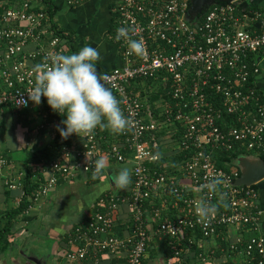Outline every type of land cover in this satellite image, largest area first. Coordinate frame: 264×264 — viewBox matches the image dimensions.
I'll list each match as a JSON object with an SVG mask.
<instances>
[{"label":"built area","instance_id":"built-area-1","mask_svg":"<svg viewBox=\"0 0 264 264\" xmlns=\"http://www.w3.org/2000/svg\"><path fill=\"white\" fill-rule=\"evenodd\" d=\"M112 1V38L121 64L100 76L130 125L119 134L98 126L86 136L62 138L53 159L34 167L41 178H35L39 186L33 200L78 173H93L92 162L99 157L131 163V185L127 194L107 192L97 198L89 216L67 233L66 258L102 264L100 256L109 254L122 257L120 264H143L147 242L155 236L178 264H264L258 191L234 185L236 165L226 170L216 162L232 151L264 160V100L252 80L259 72L254 57L264 51V30L250 28L257 12L241 10L238 0H232L214 3L200 20L189 21V0ZM37 2L0 1V114L29 108L31 101L27 106L18 101L28 98L38 74L34 66L69 49L66 33L57 32ZM80 2L66 0L74 6ZM121 27L128 38L142 41L141 53L129 54L128 39H115ZM147 80L169 82L171 101H151L154 87ZM41 104V121L32 134L48 125L50 113L56 126L62 116L43 97ZM166 126L175 132L169 144L175 169L168 168L173 161L165 163L161 150L160 130ZM6 159L0 154V169ZM23 178L24 172L3 176V185L15 189ZM217 179L211 190L208 185ZM151 201L155 209L148 216L145 206ZM201 201L216 209L207 221L196 214ZM121 204L127 206L130 222L123 235L115 231ZM228 226L239 234L225 245L227 260L212 262L214 250L204 249V242ZM245 232L253 235L244 238Z\"/></svg>","mask_w":264,"mask_h":264},{"label":"crops","instance_id":"crops-1","mask_svg":"<svg viewBox=\"0 0 264 264\" xmlns=\"http://www.w3.org/2000/svg\"><path fill=\"white\" fill-rule=\"evenodd\" d=\"M50 1L54 3L56 8L54 16L60 11L63 21L68 17V14L71 18L76 15L78 17L86 15L87 19L92 18L96 20L94 18L96 16L94 10H99L102 16L100 28L98 26L92 28L89 26L83 28L74 27L76 29L73 30V27H64L69 30L72 29L74 34L78 33L82 35L81 32L83 31L84 34L88 35V37L81 40H78L76 35L74 36L77 51L85 44L98 48L100 59L96 63L100 75L121 64L117 47L110 39V0H85L82 4L70 9L66 7V1L64 0ZM238 5L243 10L257 12L258 15L253 16V20L250 21V28L252 30H264V0H238ZM254 61L257 63L259 69L258 74L254 77L256 89L264 100V51L258 52L254 57ZM41 105V103L39 105L32 103L29 108L23 110L27 116L29 125H35L41 121ZM16 112L19 111L5 109L0 114V131H4L8 126L4 124L5 116L11 113L16 114ZM14 120H17V116L10 118L11 123ZM47 121L49 123L45 127V133H41L40 130L37 134H32L30 131L25 140L18 141L12 145L3 143L0 134V154L7 158L6 165L0 169V229L4 228L9 222L6 217L7 212L16 208L24 195L22 185L15 189L7 190L3 185V176L15 178L17 174L23 173L27 152L30 149H41L54 137L57 128L56 124L51 119V116H48ZM160 131L161 138L165 141V144L161 146V150L165 157V163H168L169 160L173 161L176 159V155L169 146V144H172L170 136L175 132L170 126H166ZM106 134L108 136L107 132ZM24 153L25 155H23ZM242 155L252 154L245 151ZM105 160L107 168L101 174L78 173L70 180L59 182L54 189L49 191L45 196H40L36 200H33L23 213L13 219L9 232L3 233L5 242H3L0 248V264H91L88 260L70 261L66 258L65 253L68 250L66 245L67 233L72 230L74 225L89 216L99 196L107 192L127 194L131 185L130 182L125 189L116 190L111 178H114L124 167H128L130 170L131 163H117L106 158ZM230 165H236V162H232ZM168 168L175 169V161L170 162ZM255 187L258 191L257 203L263 211L259 223L260 233L264 237V179L258 181ZM152 203L151 201V204H146L145 206V212L148 216L155 209ZM154 204L157 206L156 202ZM129 224V211L125 204H121L116 214L115 231L118 234H126ZM149 227L151 232V225ZM249 233L245 232L243 235L247 237ZM238 234L239 232L236 227L228 226L220 230L217 236L205 240L204 249L214 250L212 262L224 263L227 260L224 250L225 245L228 241L234 240ZM100 260L102 264H120L123 262L122 257L109 254H102ZM143 264L178 263L162 246L161 241L157 240L155 236H150Z\"/></svg>","mask_w":264,"mask_h":264},{"label":"clouds","instance_id":"clouds-1","mask_svg":"<svg viewBox=\"0 0 264 264\" xmlns=\"http://www.w3.org/2000/svg\"><path fill=\"white\" fill-rule=\"evenodd\" d=\"M128 39L129 54H139L143 50L140 40L128 38L126 28L117 29L116 40ZM100 52L97 47L85 44L71 54L56 53L47 58L48 62L37 64L33 71L38 73L27 100L21 99L19 105L27 106L28 101L35 105L45 98L50 109L64 119L57 125V131L63 139L70 135H88L98 126L113 134L125 131L130 120L120 107V102L112 90L105 86L97 70ZM22 139V138H21ZM94 175L101 174L106 168V160L99 157L92 162ZM131 182L128 167L122 168L113 178L112 184L116 190L125 189ZM220 181H212L208 187L216 189ZM215 206L201 201L196 206V214L200 221H207L215 212Z\"/></svg>","mask_w":264,"mask_h":264},{"label":"trees","instance_id":"trees-1","mask_svg":"<svg viewBox=\"0 0 264 264\" xmlns=\"http://www.w3.org/2000/svg\"><path fill=\"white\" fill-rule=\"evenodd\" d=\"M1 1V0H0ZM38 4H42L46 10L49 13V18L50 20L53 22V26L57 28V32L59 33H66V37L68 38L70 44H69V49L67 50L66 54H71L73 52L77 51V47H76V42H75V38H74V31L72 29H67L64 26H61L55 19H54V13H55V6L54 3L50 0H37ZM85 0H82V2H84ZM80 2V4L82 3ZM216 3H221V2H216ZM110 4V8L109 10L112 9L114 2L112 0H110L109 2ZM239 8L241 10H243L242 7L239 6ZM111 17L109 20V31L112 34V32L114 31V22H113V14L111 13ZM203 14H201L198 17V20H200L202 18ZM254 80V78L252 79ZM147 83L149 84V86H153L154 89L153 91L150 93V97H151V101L152 100H162L164 99V101H168L170 102V95H169V82L168 83H164L161 84L159 81H154V80H147ZM53 114L50 113L49 116H52ZM57 117V116H56ZM64 119V117L60 116L57 117V121H58V125H60V121ZM61 127L63 125H60ZM46 130L45 128L41 130V133H45ZM61 137L59 135V132L56 130V133L54 135V137L48 142L46 143L41 149H30L27 152L26 155V160L24 162V178H23V183H22V187H23V191H24V195L21 198V200L19 201V204L16 208L11 209L7 212V219H8V224L0 229V248L1 245L3 244L4 241V236L3 233L4 232H9L10 230V226H11V221L13 219H15L18 215H20L21 213H23L28 207L29 205H31V202L33 201V196L35 191L37 190L38 186H39V181H36L35 178L36 176H38L39 178H41V175L38 171H35L33 167H36L38 164H47L49 163L53 157L57 154V149L59 148V144L61 142ZM240 155V153L238 152H228L226 154L220 155V157L216 158V162L219 166L223 167L224 169H228L231 165L230 163L235 162L236 158ZM254 188L255 184L252 185ZM257 189V188H256ZM253 235V232H250L248 236ZM247 236V237H248ZM244 238H246V236L243 235ZM8 242V241H7ZM162 242V246L168 251L167 247H166V243L164 241ZM169 253V251H168ZM170 254V253H169Z\"/></svg>","mask_w":264,"mask_h":264},{"label":"rangeland","instance_id":"rangeland-1","mask_svg":"<svg viewBox=\"0 0 264 264\" xmlns=\"http://www.w3.org/2000/svg\"><path fill=\"white\" fill-rule=\"evenodd\" d=\"M64 1H66V0H64ZM65 4H66V7L68 9H70L71 7L77 6V5L68 6L67 3H65ZM94 13L96 15V16H94V18H96V20H93L92 18L87 19L86 15H82L80 17H78L76 15V16H73L71 18L70 15L68 14V17L65 18L64 21H63L61 19L62 14H61L60 11H58L57 14H55V16H54V19L61 26L73 27V30H75L76 28H83V27H88V26L91 27V28L98 26L100 28L101 25H102L100 23L102 16H101L99 10H94ZM109 13H110V17H111L112 16L111 15L112 9L109 11ZM93 21L96 22V23H94ZM74 27H76V28H74ZM81 33H82V35H79L78 33L77 34L75 33L74 36L76 35V38L78 40H81V39H84L85 37H88V35L84 34L83 31ZM112 34H113V32H112ZM112 34L110 33V35H111L110 39H111V42L114 44V41H113V38H112ZM117 52H118V49H117ZM120 62H121V60H120ZM12 116H17V120H14L11 123L10 122V118H12ZM4 124H5V126H7V125L8 126H7V128L4 131H0V134H1L2 142L7 144V145H12V144H15L18 141L25 140L27 134H29L28 132H30L36 126V124L35 125L34 124H30L29 125V122L27 121V116L25 115L24 111L16 112V114L11 113L10 115H6L5 118H4ZM9 127H11V128H9ZM23 155H25V153ZM111 178L113 179V177H111Z\"/></svg>","mask_w":264,"mask_h":264},{"label":"water","instance_id":"water-1","mask_svg":"<svg viewBox=\"0 0 264 264\" xmlns=\"http://www.w3.org/2000/svg\"><path fill=\"white\" fill-rule=\"evenodd\" d=\"M227 1L232 0H189L187 18L189 21H194L212 4ZM235 162L239 175L234 180V185L250 186L264 179V160L261 157L240 155Z\"/></svg>","mask_w":264,"mask_h":264}]
</instances>
